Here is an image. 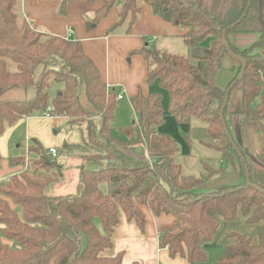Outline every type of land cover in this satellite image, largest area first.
Segmentation results:
<instances>
[{"label": "trees", "instance_id": "obj_1", "mask_svg": "<svg viewBox=\"0 0 264 264\" xmlns=\"http://www.w3.org/2000/svg\"><path fill=\"white\" fill-rule=\"evenodd\" d=\"M104 2L88 28L120 3L110 32L124 24L128 32L145 3L184 31L188 56L155 46L131 55L146 61V83L157 81L168 92L169 112L176 120L204 122L211 137L204 145L219 152L244 181L213 192L196 191L218 171L207 166V177L183 176L176 141L159 132L165 111L158 93L139 91L130 100L138 120L136 139L115 135L117 94L108 89L82 43L33 29L20 12L19 0H0V134L20 118L44 116L50 108V117L67 118L71 128L83 131L77 150L86 162L80 166L75 194L48 196L46 189L62 177L56 157L33 139L26 156L9 159L11 167L22 169L0 181V264H124L122 253L110 257L105 252L113 247L122 213L145 230L142 208L175 218L173 227L160 233V247L191 264L206 262V246L223 222H234L241 214L246 224L258 226V244L251 236L232 232L225 239L236 242L225 247L216 264H264V0H251L249 8V0ZM245 12L243 21L228 30ZM224 34L231 51L246 62L243 78L229 95L243 64L229 55ZM209 37L210 46H203ZM225 59L237 72L221 88L215 78ZM52 82L64 86L53 99ZM14 89L34 95L1 100ZM136 145H144L147 153H137ZM3 161L0 155V168ZM246 167L251 183L263 192L248 185Z\"/></svg>", "mask_w": 264, "mask_h": 264}, {"label": "crops", "instance_id": "obj_2", "mask_svg": "<svg viewBox=\"0 0 264 264\" xmlns=\"http://www.w3.org/2000/svg\"><path fill=\"white\" fill-rule=\"evenodd\" d=\"M19 2L21 14L33 29L82 43L86 56L97 67L108 89L117 94L116 115L120 99H126L131 109L130 118L134 119L132 124L137 126L138 120L130 100L139 91H142L146 96L153 93L151 90L153 84L146 83L148 71L146 61L142 56L131 55V52L144 46L157 47L156 43L160 40H163L162 45L157 48L167 51V42H171L173 39L183 40L184 31L156 16L145 3H142L140 17L130 31L127 32V24H124L117 30L110 32L117 23L120 3L116 4L108 16L101 19L98 24H92L90 29L88 23L94 18L95 13L103 8L104 0H68L64 9L63 0H19ZM224 63L229 64L230 70L234 71L235 66L231 65L228 59H225ZM65 121L69 123V119L60 117L33 116L20 118L14 124L6 126L4 132L0 134V155L4 160L10 159L14 156V150L20 149L25 144V140L27 146H30L33 139L37 140L46 150L57 149L59 154L61 149L58 146L62 143V140L50 138L49 131L51 128H58ZM82 140L83 134L74 133L71 139L64 143V146L68 145L69 149L67 151H72L73 148L77 149L81 146ZM80 163L81 165L84 163L82 158ZM81 165L76 171L79 177ZM88 166L90 164H87ZM233 168L234 170L229 176L234 175V182L229 185H236L240 182V172L235 167ZM90 169H95V166L91 164ZM62 173H64L62 179L65 181L66 174L63 169ZM222 173H224V170H220L211 178H207L209 184L213 185L210 188L215 187V183L218 181L229 177H221L222 179L218 178L220 179L218 180V174ZM5 178L0 177V180ZM142 211L146 217L145 230L141 231L135 222L127 221L122 213L120 216L121 222L115 228L112 236L113 247L106 251L105 255L115 257L122 253L124 264H191L186 258L171 257L166 248L162 249L160 247V233L163 230L172 228L175 218L172 215L165 214L157 216L147 208H142ZM239 216L246 223L243 216L241 214ZM255 231L256 238L251 237L253 243L258 244V226H255ZM229 234L228 231H225L221 235L220 241L223 240L221 244L214 239L211 244L207 245V260L199 264H207L208 260L210 263L212 261V264H216L217 258L221 256L218 255L217 251L226 242L224 238ZM230 241L233 242L234 240ZM212 258H214V261Z\"/></svg>", "mask_w": 264, "mask_h": 264}, {"label": "rangeland", "instance_id": "obj_3", "mask_svg": "<svg viewBox=\"0 0 264 264\" xmlns=\"http://www.w3.org/2000/svg\"><path fill=\"white\" fill-rule=\"evenodd\" d=\"M213 38L209 37L203 42V46L209 47ZM163 40H160L156 43L157 47H161ZM167 51L173 52L178 55L188 56L187 47L184 44V40L181 39H173L171 42H167ZM161 50V49H160ZM230 62V61H229ZM232 65V63H231ZM237 72V68L235 67L234 71L230 70V65L224 63L222 68L219 70L215 83L221 88H227L229 83L233 80ZM63 84H58L55 82L51 83V89L49 90L50 97L53 99L58 90L62 89ZM151 90L153 93H158L162 97V105L165 111L164 123L159 128L160 133L167 134L171 136L177 143L179 149V156L177 158L178 163L182 166L183 176L185 177H195V178H204L209 174V170H207V166L211 169L220 171L224 170V173L218 174L217 177L222 179L226 176L232 174V170H234L233 165L225 163L222 160V155L219 152H216L212 149H209L204 145V142H210L211 137L208 134L207 125L200 120H192L190 123H179L176 118L169 112V96L168 92L162 89L159 83H155L152 85ZM34 95L33 92L25 93L23 90H10L6 94H4L1 98L3 101L10 100H19V99H30ZM118 112L115 118V123L112 124L115 135L119 136L121 139L132 141L138 136V125H133L134 119L131 117V109L128 101L124 98L120 99L118 104ZM50 138H59L62 140V143L58 146L61 149L60 153L57 155L55 160L57 164L60 165L65 171V181H63V177L59 178V181L50 185L45 194L48 196L55 195H69L75 194L77 189V185L79 184V176H77L76 172L79 169V165H81V158L79 156V152L77 149H72V151H64V143L69 141L74 133L83 134V131L79 128H71L68 124V121L61 124L58 128L50 129ZM25 140V144L21 146L20 149L14 150V156H23L27 155V151L29 146H27ZM29 143V142H28ZM30 145H34L33 141L30 142ZM17 147V146H16ZM15 147V148H16ZM85 150V148H83ZM134 150L137 153H147L146 147L144 145H136ZM30 159L35 158V155L31 154ZM29 160V159H28ZM91 166V164H90ZM90 166L87 168L90 169ZM22 166L20 167H11L9 164V159L4 160L2 162L0 168V177H6L8 179L12 175H19L21 172ZM20 170V171H18ZM15 172L13 174V172ZM64 174V173H62ZM222 177V178H221ZM218 179V180H220ZM239 179L242 183L244 181L243 177L239 173ZM216 180V179H215ZM217 180V181H218ZM1 181V180H0ZM234 182V175L227 177L222 181H218L215 183V187L209 184L208 180L204 181V183L196 190L197 192L208 193L213 192L219 189L220 187L226 186ZM233 185V184H232ZM105 188V187H104ZM225 223V224H224ZM225 231L228 233L236 232L249 236H254L256 238V231L254 225L246 224L241 216H238L237 220L234 222H223L218 235L214 238L216 242L220 241L221 235L224 234ZM226 238V237H225ZM224 240V242L219 250L217 251L218 255H222L225 247L227 245L234 244L236 240L231 242L229 240ZM254 238V240H255ZM83 243H85V239H83ZM210 252V251H209ZM214 255V254H213ZM209 256V255H208ZM214 261V258H212ZM207 264H212V261L208 260Z\"/></svg>", "mask_w": 264, "mask_h": 264}, {"label": "water", "instance_id": "obj_4", "mask_svg": "<svg viewBox=\"0 0 264 264\" xmlns=\"http://www.w3.org/2000/svg\"><path fill=\"white\" fill-rule=\"evenodd\" d=\"M251 6V0H249V3H248V8ZM246 12L243 14V16L236 22V23H234L233 25H231L229 28H228V30H230V29H233V28H235L238 24H240L242 21H243V19L246 17ZM225 34H226V32H225ZM224 34V40H225V43H226V47H227V50H228V53H229V55L232 57V58H234L235 60H237V61H239V62H241L242 64H243V68H242V71H241V73H240V75L238 76V78H237V80L232 84V86L230 87V89L227 91V94L229 95V93H230V90L234 87V85L237 83V82H239L242 78H243V76H244V72H245V65H246V62H245V60H243V59H241L240 57H238V56H236L232 51H231V49L229 48V46H228V43L226 42V35ZM226 104H227V100H226V102H225V105H224V107H223V109H225V107H226ZM226 135L230 138V135H229V132H228V130L226 129ZM232 141V140H231ZM234 147H235V145H234ZM244 161V160H243ZM246 181H247V183H248V185H250V186H252V187H254V188H256V189H258V190H260V191H262L263 192V190L260 188V187H258V186H254L252 183H251V180H250V174H249V172H248V168L246 167Z\"/></svg>", "mask_w": 264, "mask_h": 264}, {"label": "built area", "instance_id": "obj_5", "mask_svg": "<svg viewBox=\"0 0 264 264\" xmlns=\"http://www.w3.org/2000/svg\"><path fill=\"white\" fill-rule=\"evenodd\" d=\"M50 111H51V109L48 108V113H45V114H44V117H50V114H49ZM48 152H49V154H50L51 156H53V157H56V156L58 155V150L55 149V148H51V149H49Z\"/></svg>", "mask_w": 264, "mask_h": 264}]
</instances>
